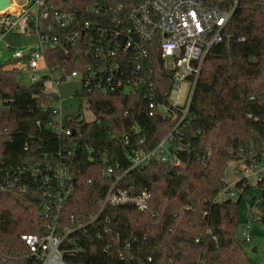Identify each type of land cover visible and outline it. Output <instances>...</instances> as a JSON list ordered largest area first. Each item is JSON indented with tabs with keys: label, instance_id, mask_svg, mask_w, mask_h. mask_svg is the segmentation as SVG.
Returning a JSON list of instances; mask_svg holds the SVG:
<instances>
[{
	"label": "trees",
	"instance_id": "16d2710c",
	"mask_svg": "<svg viewBox=\"0 0 264 264\" xmlns=\"http://www.w3.org/2000/svg\"><path fill=\"white\" fill-rule=\"evenodd\" d=\"M49 2L77 13L118 3ZM225 34L202 61L175 130L183 149L172 148L182 165L151 158L132 167V155L153 150L173 128L171 116L182 114V105L169 99L173 70L155 48L135 73L137 91L77 92L94 118L65 117L69 134L50 125L58 96L45 82L22 84L11 60L0 65V264H40L22 235L53 227L64 236L68 264H255L238 236L239 205L257 191L255 205L264 214V169L255 183L243 177L234 184L236 198L220 193L232 161L245 157L264 168V0H240ZM73 53L47 49L46 61L70 72L78 68ZM59 166L69 172L64 185L52 181ZM119 188H146L148 208L102 206L109 190Z\"/></svg>",
	"mask_w": 264,
	"mask_h": 264
},
{
	"label": "built area",
	"instance_id": "2783aa9c",
	"mask_svg": "<svg viewBox=\"0 0 264 264\" xmlns=\"http://www.w3.org/2000/svg\"><path fill=\"white\" fill-rule=\"evenodd\" d=\"M22 1L19 4L14 0L16 11L0 12V34L3 37L16 31L26 35L38 34L37 46L28 51L16 50L11 65L18 73H26L30 83L43 80L58 85L67 78H76L81 81V92L85 89L101 93L118 89L135 92L141 82L135 73L142 70L145 59L149 58L154 48L163 59V67L173 70L172 91L179 88L183 81H189L187 100L180 109L182 114L171 116L174 124L171 131L153 150L136 151L131 158L132 167L151 158L182 165L174 153L175 148L183 149V144L177 143L175 130L187 113L202 61L213 45L224 40L225 28L240 0H116L118 3L110 8L87 5L81 13L58 10L49 0ZM51 48L59 49L66 55L74 52L73 61L78 68L70 72L59 66L52 68L46 61V50ZM88 57L90 60L85 61ZM168 57L173 60L172 68L165 65ZM152 85L149 83L147 86L146 95L152 93ZM55 94L58 100L54 106L58 112L61 96ZM171 103L172 106L179 105ZM149 106L154 107L153 103ZM168 107L161 104L160 109L167 113ZM64 121L54 122L52 117L50 125L69 134L70 129L63 130ZM175 140L176 146L173 145ZM236 162L235 172L240 177L229 183L220 195L234 197L237 181L250 176L259 179L264 169L249 165L245 157ZM54 174L55 180L52 178V181L60 185L69 179V172L63 166L55 168ZM43 178L46 184L50 181L49 175ZM150 197L151 193L146 188L137 191L110 189L102 206L106 203H131L137 209L145 210ZM243 228L244 240H251L249 221ZM22 239L31 254L39 258L40 264H68L61 249L64 236L56 234L54 227L44 235L23 234Z\"/></svg>",
	"mask_w": 264,
	"mask_h": 264
},
{
	"label": "rangeland",
	"instance_id": "374dc122",
	"mask_svg": "<svg viewBox=\"0 0 264 264\" xmlns=\"http://www.w3.org/2000/svg\"><path fill=\"white\" fill-rule=\"evenodd\" d=\"M15 1L19 4L23 2L22 0ZM37 44V33L26 35L16 31L7 34L5 37L0 34V65L5 64V62H10L9 60L13 62L14 52L16 50L28 51L31 48H35ZM165 65L172 68L174 65L173 60L169 57L166 58ZM45 72L46 71H42L41 73ZM17 78L22 82V84H30L28 75L24 72H19L17 74ZM45 89L48 92H55L61 96V99L58 101V112L53 116L54 122L62 123L65 117L76 116L79 114L88 120L94 118V113L88 108L86 102H81L76 96L77 92L80 93L82 90L80 80L76 78H67L64 81H61L58 85L52 81H47L45 82ZM188 92L189 81L185 80L179 88L173 89L170 95V100L175 104L183 105L187 100ZM236 163V161H232L226 171V181L230 184L234 183V181L240 177V174L235 172ZM249 180L252 183H255V178L253 176H250ZM227 196V194H222L220 198L224 199ZM252 196H254L255 199H252ZM260 201L261 197L259 193L257 191H251V193L249 192L248 195L241 199L239 205L238 236L243 241L246 252L255 264H264V223L259 220L260 217L264 216V214L258 211L259 209L257 205H255L256 202ZM247 221L250 223L252 237L249 241H245L243 237V226Z\"/></svg>",
	"mask_w": 264,
	"mask_h": 264
},
{
	"label": "water",
	"instance_id": "95a60500",
	"mask_svg": "<svg viewBox=\"0 0 264 264\" xmlns=\"http://www.w3.org/2000/svg\"><path fill=\"white\" fill-rule=\"evenodd\" d=\"M10 5V0H0V9H4ZM261 222L264 223V216L260 217Z\"/></svg>",
	"mask_w": 264,
	"mask_h": 264
},
{
	"label": "bare ground",
	"instance_id": "6f19581e",
	"mask_svg": "<svg viewBox=\"0 0 264 264\" xmlns=\"http://www.w3.org/2000/svg\"><path fill=\"white\" fill-rule=\"evenodd\" d=\"M1 11H16V3L14 0H10V5L4 9H0V12Z\"/></svg>",
	"mask_w": 264,
	"mask_h": 264
}]
</instances>
